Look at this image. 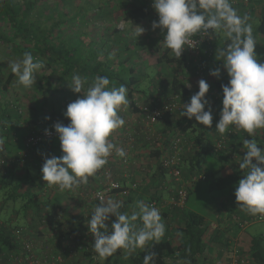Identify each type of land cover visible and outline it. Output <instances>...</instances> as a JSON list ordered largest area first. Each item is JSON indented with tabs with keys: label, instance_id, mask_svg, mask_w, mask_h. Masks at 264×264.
Returning a JSON list of instances; mask_svg holds the SVG:
<instances>
[{
	"label": "trees",
	"instance_id": "16d2710c",
	"mask_svg": "<svg viewBox=\"0 0 264 264\" xmlns=\"http://www.w3.org/2000/svg\"><path fill=\"white\" fill-rule=\"evenodd\" d=\"M251 1L247 5L241 2L231 4L233 8L240 4L245 8L251 4ZM67 2L68 0H63L64 5ZM92 11L94 12L91 15ZM71 12L68 8L61 5L57 6L50 0H0V46L4 44L10 48V52H4V54L10 58L12 57L11 59L14 57L16 60H20L23 53L30 52L34 58L45 62V67L41 69L44 70V74L36 80L35 84L40 88L43 104L47 105V108L46 111H42L40 107L34 108V116L28 122V134L36 129L38 120L45 121V116L50 117L48 120L56 119L60 122L58 116L67 119V124L69 123L68 118L63 115L66 106L83 94L82 92L74 93L69 86L74 74L86 78L87 83L84 85L83 91L87 90L95 76H107L111 81L110 86L118 87L124 84L128 88L129 104L121 106L119 110V115L123 117L125 124L115 130L109 138L118 137L126 141L121 147L125 150L126 157L129 160L130 166L127 170L129 176L125 177L123 174L127 169V167L122 166L125 157H119L113 152L108 158L111 166H104L98 170L95 176L88 178L87 184H82L76 188L79 191V196L76 197L79 203L84 206L88 204L87 207L94 208L97 204L94 192L104 187L106 179L103 172L105 169H110V176L119 180L121 184L119 189L108 192L105 200L109 197L117 200L122 199L123 207L121 211L129 215L134 211L131 204L137 201H146L145 203L150 204L152 200L158 199L163 203L164 199L162 197L170 194L169 189L175 193V190L185 188L187 191L186 200L182 206L173 204L162 206V218H164L163 216H169L168 213H172L173 223L167 222L165 235L159 243L153 245V242H149L144 249L137 248L127 255L126 250L119 249L113 256L101 260L92 250L94 237L88 231V220L80 215H67V212L63 213L65 217L68 216L69 223L64 224L61 220H57V212L54 211V205L51 206L50 196L46 193L50 186L42 179L41 167L45 158L59 157L63 154L59 138L44 139L39 144L29 147L27 157L22 159L21 153L26 149V139H24L22 151L17 152L11 158L20 159L10 162L6 166H0V194L1 198L5 199L4 204L0 202V264H14V259H16L17 264H27L25 258L29 253L24 248L22 240H28L27 238L30 235L32 238L35 237L37 231L42 234V230H38L40 224L44 225L45 228L48 227L51 231L50 234H46L44 231L43 235L51 236L53 232V237L56 236L59 240L57 243H54L52 239H50L52 243L49 240L46 241L44 250L41 245L38 249L37 245L34 248L32 243L31 253L33 255L39 253V256L34 257L41 259L40 264H48L45 259L57 254L61 255L62 264H69L70 262H65V255L70 249L66 245H61V243L71 235L73 236L72 242L75 244V247L71 248L72 251L76 250V252L87 255V264H143V256L149 251L156 253L155 264H218V262L229 264L232 246L236 243L231 239L229 231L236 227L241 228V221L251 215L244 216L241 212L239 214L238 210L231 212L229 219L233 223H230L227 226L230 227L224 231L213 226L201 214L186 208L191 190L189 189L190 184L207 179V176L200 179L198 178L200 174L197 175L196 166L202 155L211 154L217 156V158L219 157L218 159L227 160L226 154L231 153V149L236 152L238 146L243 145L240 144L242 141L240 135L235 138L239 140V144L235 143V145L226 141L223 148L215 149V143L221 134L215 131L213 123L219 120L220 117L218 112L221 110L223 98L221 85H226L229 80L226 70L224 69L219 79H216L211 86V90L214 92L210 96L212 98L210 103L212 100L213 121L212 126L209 128L197 122L194 117L189 119L180 115L183 101L188 100L193 94V91L187 88L183 79L186 76L189 78L195 76L199 69V66L193 65L194 63L192 64L191 61L186 64L188 54L183 51L178 59L171 49L157 43L158 37L153 39L142 35L137 37L135 32L129 33L128 30H117L115 29L116 25H111L119 19L127 23L137 24L141 20L149 18L150 10L145 0H134L131 4L122 5L120 18L116 17V14L114 15V9L111 7L109 0L100 3L88 0L84 6L78 7L73 13ZM88 12L90 16L87 15ZM153 19H158V17H153ZM90 23L92 27L88 30ZM95 28L97 30L102 29L104 31L103 35L92 36L91 34ZM252 34L255 40L259 35L264 36V12L261 18L258 19L257 27ZM159 39H164V35L161 34ZM226 43L228 41L224 35H221V32L217 33L214 39L210 41L209 47L213 50L211 57L213 61L223 62L218 60L221 58L218 56L217 50L224 47ZM206 46L208 45L206 44ZM148 48H153L159 54L156 57V65L159 67L156 69L159 77L152 80V85L148 83L143 85L148 77L146 70L149 67L147 68L141 63L140 52L143 49L148 50ZM255 50H258L256 51L258 61L264 63V59L259 55V49L256 48ZM0 61H3V59ZM184 63L185 67H182ZM171 65H175L180 73L175 72ZM185 68L188 73L185 72ZM206 68L205 65L202 74H205ZM15 78L17 80V77L10 72L3 81H0L1 94L9 92ZM147 93L149 95H146ZM215 95L219 97L215 98ZM156 96L162 97L161 100L167 103L171 102L169 101L171 97H176L175 101L179 103V107L173 111L163 112L161 118L153 126L155 133L151 137L152 130L148 134L143 133L141 130L144 117L142 108L154 106V103L150 100L152 98L156 100ZM143 97H145L144 103L142 102ZM14 101L16 103L6 102L5 107L1 108L3 111L0 115V126L4 132L7 130L6 122L11 120V114H15L17 117L22 114L19 111V109H22L20 103L17 104L19 99L17 98ZM131 113L135 115L133 121L130 120ZM45 124L48 125L47 120ZM155 134L160 136V140L156 138ZM180 135L185 137V143L181 158L176 165L180 170L181 181L177 182L171 175L169 168L164 167L160 159L165 151L169 152L171 149L169 147L170 140ZM130 136L134 137L135 140L129 142L128 138ZM229 138L227 139L229 140ZM255 141L258 146L264 148V136H259ZM231 145H233V148H231ZM141 148L149 150L144 154ZM139 149H141V155L155 161L154 165L146 166L147 174L143 173L139 167L136 169V165L133 164L135 156L133 158L131 152ZM245 151L246 149H244V154ZM3 156L9 157L6 154H3ZM137 157H139V161L142 156ZM19 170L21 171L19 176H10V174L14 175L16 171L20 172ZM243 174L238 164L233 174L225 178H215L214 184L220 186L221 184L236 183L235 185H237ZM133 183L138 184L136 188H132ZM40 191H44V193ZM170 195L169 198H174ZM122 196H127L126 200ZM235 201L234 197L233 202L237 205ZM7 202L13 204L18 202V206L14 205L16 210L13 211V205L8 209ZM222 205L224 206L226 203L222 202ZM12 212L15 214L22 212L20 219H26L27 227L21 225V223L12 224L10 219L12 217H6L7 213ZM233 216H235V220ZM114 220L115 217L111 216L106 223H111ZM48 222L52 224L49 223L48 226ZM135 223L140 226V221ZM19 233L25 234L26 238H19ZM33 240L36 244L34 238ZM263 240L262 237H254L250 240V243L239 241L243 244V247L238 246L242 252L247 254L251 264H264ZM220 248L222 251L218 252ZM22 261L24 262L22 263Z\"/></svg>",
	"mask_w": 264,
	"mask_h": 264
},
{
	"label": "clouds",
	"instance_id": "9594fccd",
	"mask_svg": "<svg viewBox=\"0 0 264 264\" xmlns=\"http://www.w3.org/2000/svg\"><path fill=\"white\" fill-rule=\"evenodd\" d=\"M151 6L158 15L152 28L161 30L165 47L178 59L189 39L197 33L215 35L223 32L226 37L228 43L217 51L229 80L226 85H221L222 109L215 131L225 135L230 126H234L252 137L258 129H264V63L258 61L255 52L257 41L248 23L249 16L239 15L231 0H152ZM144 31L142 26H136L135 35L138 37ZM9 67L17 77L18 85L31 88L36 73L45 67V62L25 52L22 59L9 62ZM220 71V68L212 69L210 75L219 78ZM86 83V78L79 74L72 76L71 90L83 94L66 106L63 115L69 123L57 121L52 126L58 134L63 154L45 158L41 167L43 181L50 187L58 186L61 191L87 184L88 178L108 163L113 152L126 157L125 150L109 137L125 124L119 110L129 104L127 86H110L109 78L100 75L95 76L83 91ZM209 87L205 80H199L198 91L190 97V102L183 104L180 115L189 119L194 117L210 128L213 116L206 98ZM45 133L49 134V130L45 129ZM3 143L0 138V145ZM242 143L246 151L238 164L244 174L235 187V200L242 211L254 216L264 215V148L250 138ZM122 207L121 200L101 197L87 222L88 231L94 237L92 250L101 260L113 256L119 249L126 250V255L137 248L144 249L149 242L159 243L165 235V223L155 206L137 201V210L130 215L122 212ZM111 216L115 220L106 223ZM136 221H140V226ZM155 256V252H147L143 264H155Z\"/></svg>",
	"mask_w": 264,
	"mask_h": 264
},
{
	"label": "crops",
	"instance_id": "0c3cea01",
	"mask_svg": "<svg viewBox=\"0 0 264 264\" xmlns=\"http://www.w3.org/2000/svg\"><path fill=\"white\" fill-rule=\"evenodd\" d=\"M235 9L237 10V13L239 15H241V16L248 15L249 16L248 23L251 24V26H252V33H254V31H255V29L257 27L258 19L261 18L262 14L264 12V0H252L251 1V4L249 6H247V7L244 8V6L240 4V5H237L235 7ZM221 35H224L223 32H221ZM256 41H257V43H256L257 45H255V49L256 48L259 49V51H260V54L259 55H260V57H262L264 59V36L263 35H259L258 38L256 39ZM255 51H258V50H255ZM205 52H206V50H205V47L203 45L201 47L199 57L201 58L200 62H203V63L206 62L205 64H206V67L207 68H206L205 74H199V75L201 76V79L205 80L209 84V86H210L209 89L211 90V86H212L213 82L216 79L218 80L219 78L210 75V70L216 69V68H220V70H221L220 71V75H221L223 73V71H224V68H223V62L216 61V60L213 61L211 57L206 56ZM10 59L11 58L6 59V61H4L5 64L8 65V67H9V62H11ZM187 59L188 60L186 61V64H188L189 61H191L192 64L194 63L193 65H196V62H195L196 57H193V56L190 57V56H188ZM204 60H205V62H204ZM152 66L158 69V66L156 64H154ZM182 67H185V63H184V65ZM184 70H185V72L188 73V70L186 68ZM0 74H1V72H0ZM2 75H4L5 78H6V76L8 74L7 75L6 74H2ZM182 76H183V74H182ZM195 76L197 77L198 75H195ZM195 76L190 77V78H196ZM185 78H188V76H186ZM4 79H3V76H2V79L0 81H3ZM13 82L14 83L10 86V89H9V92L8 93H12L13 94L12 96H16V94H19V90H16L15 89L16 87L14 86V84L16 83V78H15V80ZM186 86H187V84H186ZM16 91H18V92H16ZM211 92L214 93L213 90H211ZM211 92H210V94L206 95V98L209 100V102H210V99H212L210 97L212 95ZM8 93H5V94L4 93L3 94L0 93V115L2 114V111H3V110H1V108H4L5 107V103L9 101L8 100L9 99L8 98L9 96H7ZM216 97H219V96L218 95H215V98ZM19 98H21V100L25 101L26 96L25 95H21ZM38 99H40V98H36L35 97L34 100L37 102ZM189 99L187 101H189ZM19 102H21V101H19ZM39 102H41V101H39ZM43 102L44 101L42 100L41 104L39 103V105H37V106L35 104H33L31 106H28L26 104L25 105L23 104L24 107H22L20 105L22 107V114H21V116L20 117H17V116H15V114L14 115L11 114V120H10V122H6V124H7L6 125L7 126V130L5 132L2 130V127L0 126V138H2L3 141H4V143L2 145H0V149H1L2 155L3 154H6L9 157H12L17 152H21L22 151L23 141L26 138V135L28 134V130H29L28 122L34 116L33 115L34 114V108L35 107H37V108L40 107V109L42 108V111H46V108H47L46 106L47 105L43 104ZM211 103H212V100H211ZM221 109H222V107H221ZM220 112H221V110L218 112V115H220ZM57 118L60 120L61 123L63 122L65 124H67V121H66L67 119L60 118L58 116H57ZM219 119H220V117H219ZM217 122H218V120L215 123H213V128L214 129H215V126H216V123ZM230 128H234V129L238 130V133L236 132L237 134L235 133L234 135H232L229 138V140H227L231 144L232 143L233 144H235V143L236 144H239L238 143L239 140H237L235 138L237 136H240V135H241V140H242L240 144H243L242 142L246 138H250V139L256 140L259 136L260 137L261 136H264V129H258L257 132L252 137H249L248 134L245 131H243L242 129H238V128L234 127V126H230ZM231 138L232 139H235V140H232ZM110 140L112 142H114L118 147H121L122 144H125L126 143V141L123 138H118V137L117 138L114 137L113 139H110ZM140 146H142V145H140ZM242 147H243V145H242ZM231 148H233V145H231ZM240 148H241V145L238 146V149H240ZM141 149L131 152V156L133 158L135 156V160L133 159L134 160L133 164H135V165H136L137 162H139L138 161V158L139 157H137V156H139V155L142 156V157H140V159H142L143 156H144V155H141V153H140L141 152ZM231 151L233 153H235L234 152L235 150H232L231 149ZM146 152H148L147 149H142V153L145 154ZM154 162L155 161L150 160V162H148V165H154L155 164ZM107 164L105 166H111V164H109V160H108V163ZM137 167H140L141 169H144L146 166H142L141 164H138L137 163V165H136L135 168L137 169ZM141 169H139V170L141 171ZM20 173H21V171L20 172L16 171V173H14V175L13 174L12 175L10 174V176H16L17 177V176L20 175ZM146 174H147V172H146ZM228 175H230L229 172H228ZM11 179H12V177H11ZM126 190H128V189H126ZM169 191H170V194L171 195L168 194L166 196H163V194H162V196H163L162 198L164 199L163 205H166V206H170L169 202H170V199L172 197L169 198V195L170 196H173V191L171 192V189H169ZM46 193H48V195L50 196L51 206L54 205V211L57 212V215H56V219L57 220H59V221L61 220L64 224H66V222L69 223L70 221H69V218H68L67 215H74V216L75 215H80V216H84L85 220H89L90 219L91 212H92L93 209H92L91 206L90 207H87L88 204L84 206L81 203H79V200L76 198V197L79 196V191L76 188H74L72 190H64V191H61L58 188V186H51V187L48 188V190H47ZM114 195L116 196V194H114ZM122 197L125 200L127 198V196L126 197L122 196ZM4 200L5 199H2L1 198V194H0V202H2L1 204H4L5 203ZM144 202H146V201H144ZM12 205H13V211H14V210H16V208L14 207V205L15 206L16 205L18 206V202L15 203V204H13L11 202H7L6 203V206L8 207V209ZM226 206H228V205H224V206L222 205L221 206V211L226 212V213H224V215L219 219V221L217 220V222H212L211 223L213 226L218 227L220 230H224V231H226L225 229H227V228L230 227V226L227 227L230 223L231 224L233 223L229 219V214L231 212H233L235 210H238L239 211V214H240V212H241V214L243 213L242 215H244V216H246L248 214L247 212L242 211L239 208V206H237L234 203H233L232 208H229V207H226ZM131 207H132V210H135L136 209V203H132L131 204ZM63 212L64 213L67 212L66 217H65V214ZM170 214L168 213L169 216H163L164 217L163 218V221H164L165 225H167L168 223H173V216H172L173 214L172 213H170ZM6 217L7 218L12 217V218H10L11 219V223L12 222H14V224H16V223H19L20 224L21 223V225H24L25 227H27V225H28V223L26 222V219L25 220L24 219H20L21 218V215L19 213H16V214L14 212H12L10 214L7 213L6 214ZM233 217H235V216H233ZM234 220H235V218H234ZM49 223L50 222L47 223L48 226L50 224H52V223H50V224ZM44 227H45L44 225H41L40 224L38 226V230H40V231L42 230V234L41 233H38L39 231H37V235L35 237H33L35 239V241H36L35 246L37 245L36 246L37 249L40 248V245H41V248L44 250V243L46 241L48 242V240H50V239L54 240L53 241L54 243H57L59 241L56 236L53 237V232H52L51 236H45V235H43L44 234V230L42 228H44ZM229 233H230L231 239L233 241H236V244L237 245H240L241 247H243V244L242 243H239V241H241L243 243L244 242L245 243H250V240L252 238L258 237V236H250L249 234L245 233V230L244 231L243 230L240 231V229L238 227L231 229V231H229ZM18 237L20 238V235ZM72 239H73V236L71 235L67 240H64L63 242L61 241L62 242L61 245H66V246H68L67 248L70 249V251H68V253L65 255V262L66 261L67 262H70L69 264H87V262H88V256L84 255V253L76 252V250L75 251L74 250L72 251L71 248H74L75 247V244L72 242ZM25 240L26 239H23L22 240V243ZM263 244H264V241H263ZM35 246H34V248H35ZM220 251H222L221 248H220V250L218 252H220ZM218 255H220V253H218ZM26 256L28 257V254ZM34 256H39V253H37L36 255L34 254ZM24 261H22V263ZM13 262H14V264H17L16 259H14Z\"/></svg>",
	"mask_w": 264,
	"mask_h": 264
},
{
	"label": "rangeland",
	"instance_id": "374dc122",
	"mask_svg": "<svg viewBox=\"0 0 264 264\" xmlns=\"http://www.w3.org/2000/svg\"><path fill=\"white\" fill-rule=\"evenodd\" d=\"M87 1L88 0H68L67 4L64 5L63 0H50V2L54 3L57 6L61 5L62 7L68 8L69 11L70 10L72 11L71 13L75 12L78 7L84 6L85 2H87ZM91 1L96 2V3H100V2H105L107 0H91ZM109 1L111 3V7L114 9V15L116 14V17L120 18L121 6L124 4H126V5L131 4V3H133L134 0H109ZM93 12L94 11L91 12V15ZM87 15L90 16L89 12ZM156 20H158V19H153V17L150 16L149 18H147L145 20H141L139 23L136 24V23H127V22H124L121 19H119V21H114L111 25H116L115 29H117V30H128L129 33L135 32L136 26H142L145 29V31L141 34L143 37H146V38L148 37L150 39L158 37L157 43H159L161 46L164 47L165 45L163 43V39H159L160 35L163 33L161 32V30L159 28L153 29L151 26L152 22L156 21ZM89 22H91V21H89ZM109 25H110V23H109ZM90 27H92L91 23L89 24L88 30H90ZM103 32L104 31L102 29L97 30L95 28L94 32H92L91 35L92 36H95L97 34L103 35ZM113 33H114V30H113ZM4 52H10V48L8 45L3 44L2 46H0V60L3 59V61H0V72H1L0 80L2 79V76H3V79L5 78V76L2 74L7 75L11 72L10 67H8V65L5 64V62H4V61H6V59H9L10 57H8L6 54H4ZM158 55L159 54H157L156 51L153 50V48H148V50L143 49L142 52H140L141 63L145 67L146 66H147V68L149 67L146 70L148 77L143 82V85H147V83L149 85H152L153 84L152 80L159 77L157 74L158 70H156V68L152 66V65L156 64V57ZM10 61L15 62L18 60H16L13 57V59H10ZM171 66H172V69L173 68L175 69V72L178 71L180 73V71L177 68H175V65L174 66L171 65ZM46 72H48V71H46ZM43 74H44V70H40L38 73H36L35 82ZM196 75H198L197 77L195 76L196 78H189L188 77V78L183 79L184 82H186L187 86L193 91V95L198 91V81L201 80V76L199 74H196ZM54 76L56 77V75H54ZM14 86L16 87L15 88L16 90H19V94H16V96H12L13 95L12 93H8L7 96H9L8 97L9 103L10 102L13 103V102H15L14 100L19 98L21 95H25L26 96L25 101H23V100H21V98H19V101H21V102H18L17 104L20 103V105L22 107H24L25 104L28 106H31L33 104H35L37 106V105H39V103L41 104L42 95L40 94V88H38V86L36 84H34L31 88H24L23 86L18 85L17 80H16V83L14 84ZM150 91H153V90H150ZM16 92H18V91H16ZM210 92H211V90L209 89V91L206 93V95L210 94ZM211 94L213 95L212 92H211ZM146 95H149V93H147ZM34 96L36 98H40V99H38L36 102L34 100L35 99ZM39 101H41V102H39ZM144 101H145V97L142 98L143 103H144ZM188 102H190V99H189V101H187V100L183 101V104H186ZM183 104L181 105V107H183ZM134 118H135L134 113H131L130 120L133 121ZM212 138H213V136H212ZM243 155H244V147H242V145H241V148L237 149L235 153H233V152L227 153L226 154V156L228 157L227 160L218 159L219 157L217 158V156L211 155V154L202 155V157L200 158V160L196 166L197 167V173H198L197 175L205 173L207 175V179L199 180V181H196V183L190 184L189 189H191V190H190L189 199L186 203V208L192 209V210L196 211L197 213L201 214L204 218H206V220H208L209 223L217 222V220L219 221V219L224 215V213H226V212L221 211L222 202H225L226 205H228L226 207L232 208V206H233V203H234L233 198L235 197L234 191H235V187H236L235 184L236 183H229L228 185L221 184L220 186H216L214 184V180H215V178H218V177L225 178L226 176H228V172L230 173V175L233 174V172H235V170L237 169V165L240 162V159L242 158ZM150 160L151 159L148 157H143L142 159H139V162H137V163L141 164L142 166H148V162H150ZM137 163H136V165H137ZM142 171H143V173H146L147 168L145 167L144 169H142ZM241 178H243V175L240 177V179ZM41 193H44V191H41ZM20 214H22V212H20ZM248 223L249 224L245 225L244 228H239L240 231L245 230V233L249 234L250 236L263 237V239H264V219L255 220L252 222H251V220H249ZM12 224H14V222H12ZM42 229L46 232V234H48V233L50 234V232H51L48 227L47 228L44 227ZM16 233H18V232H16ZM19 235H20L21 239L26 238L25 234L19 233ZM27 239H28L27 241H29L30 243H33L35 246V242H34L31 235ZM49 241H51V240H49Z\"/></svg>",
	"mask_w": 264,
	"mask_h": 264
},
{
	"label": "built area",
	"instance_id": "2783aa9c",
	"mask_svg": "<svg viewBox=\"0 0 264 264\" xmlns=\"http://www.w3.org/2000/svg\"><path fill=\"white\" fill-rule=\"evenodd\" d=\"M145 1L147 2L148 8L150 10V14L148 17H150V16L158 17L155 10L151 6L152 0H145ZM238 2H241L244 5H247L250 2V0H231L232 4H236ZM208 31H209V33H211L212 30L209 29ZM215 35H204V34L197 33L196 35H194L192 38L189 39L188 45H186L184 48V51L186 54H188V56L196 57L195 62H196V65L199 66V69L197 70V74H202L201 72L206 65L205 63L200 62L201 58L199 57V54H200L201 47H202V45H204L205 50H206V52H205L206 56L212 57L213 50H212V48L209 47V44H210V41H212L214 39ZM206 44L208 46H206ZM156 98H157L156 100H155V98H152L150 100L152 103H154V106L142 108V110L144 112V117H143V126H142L141 130L143 131V133L145 132L146 134L150 133V131L152 130L153 132L150 135L151 137H152V135L154 136V133H155L153 126L161 118L163 112L173 111L179 107V103H177L175 101L176 97H171L169 100L171 102H168V103L166 101L161 100L162 97H160V96H158V97L156 96ZM19 111L21 113L22 109H19ZM44 120L45 121L47 120L48 125H46L45 121H43L42 119L38 120L36 123V129L33 130L30 134H28L26 136V138H25L26 139V141H25L26 149H25V151H22V153H21L22 159H25L27 157V150L29 149V147L39 144L44 139L58 138V134L55 132L54 128L52 127L53 124L55 122H57L58 120H56V119H53V120L44 119ZM45 129L49 130V134L45 133ZM236 132H238V130H236L234 128L228 129V133H226L225 135H221L219 137V139H217V141L215 143V149L219 150V149L223 148L225 146L226 141L228 140L227 138L231 137ZM155 136L158 140H160V136H157L156 134H155ZM133 140H135L134 137L130 136L128 138L129 142H131ZM169 143H170L169 147L171 149L169 150V152L165 151L163 153L160 161L162 162L164 167L169 168L171 175L174 177V179L177 182H179L180 181V170L176 167V165L178 164V162L181 158L183 145L185 143V137L182 135L176 136V137L172 138ZM131 148H132V146L130 147V150H131ZM130 150H128V151H130ZM11 158L12 157H4L1 154V149H0V161H3L2 163H0V166H6L10 162H14V161H17L20 159V158L19 159H11ZM122 166L124 168L127 167V169L124 171L123 174L125 177H128L129 174H127V170H128V167L130 166L128 157L124 158ZM110 173H111L110 169L104 170L103 174L105 175V179H106L105 184L103 185L104 187L102 189L99 188V189L95 190V192H94L95 193L94 198L96 199L97 203H99V199L101 197H103L105 199V196L108 192H110L114 189H119L121 187L120 181L112 178V176H110ZM204 177H205L204 174H200L198 176V178H200V179H204ZM194 178L196 179V177H194ZM137 185H138L137 183H133L132 188H136ZM173 196H174V198L172 197L170 202H169L170 206L172 204L177 205V206H182L185 203L187 191L185 188H180L178 190H175V193L173 191ZM149 205L155 206L161 212L163 203H161L158 199H154L150 202ZM233 218H235V217H233ZM262 219H264V215H259V214L255 215V216L251 215V216L247 217L246 219L242 220L240 223V226H241V228H244L245 225L249 224L248 223L249 220H251V222H252L255 220H262ZM235 244L236 243H234V246H232L229 264H251L250 259L247 256V254L242 252L241 248ZM23 245H24V248L26 249L27 253H29L28 257L26 256V258H25L27 264H40L41 259L34 257V255L31 253L32 243L25 240L23 242ZM48 259H50V260H48ZM45 260L48 262V264H62V262H63V259H62L60 254H57V255L52 256L50 258H46ZM218 264H221V262H218Z\"/></svg>",
	"mask_w": 264,
	"mask_h": 264
}]
</instances>
